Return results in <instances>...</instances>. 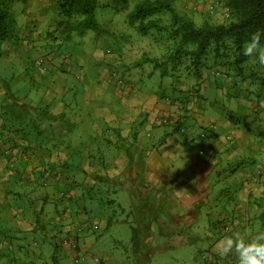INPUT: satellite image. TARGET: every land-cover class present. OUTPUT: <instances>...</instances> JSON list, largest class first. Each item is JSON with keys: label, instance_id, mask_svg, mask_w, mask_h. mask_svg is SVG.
<instances>
[{"label": "crops", "instance_id": "1", "mask_svg": "<svg viewBox=\"0 0 264 264\" xmlns=\"http://www.w3.org/2000/svg\"><path fill=\"white\" fill-rule=\"evenodd\" d=\"M50 4L33 0L24 11L45 15ZM222 4L175 0L195 23L220 20ZM25 35L42 38L35 27ZM80 38L74 55L59 54V45L37 47L45 65L32 82L44 88L46 107L37 143L13 131L16 123L3 138L0 121V264H92L102 235L88 216L94 210L106 227L128 225L133 264L182 243L192 252L186 264H236L213 246L232 231L264 229V99L235 93L229 87L237 78L210 69L199 77L188 70L161 75L133 63L126 69L135 76L123 75L122 56L99 47L106 40L91 51L89 35ZM20 43L12 56L27 49ZM153 77L156 88L144 81ZM121 189L127 194L119 198ZM66 234H78L85 263L59 244ZM116 250L102 253V264H125L131 255L116 257Z\"/></svg>", "mask_w": 264, "mask_h": 264}, {"label": "rangeland", "instance_id": "2", "mask_svg": "<svg viewBox=\"0 0 264 264\" xmlns=\"http://www.w3.org/2000/svg\"><path fill=\"white\" fill-rule=\"evenodd\" d=\"M49 1H51L53 5L50 4L47 6L46 11H43L45 15L41 16L40 14L34 15V13H31L30 9V13L24 11L25 9L27 10L28 6L30 8L33 0H11L8 3V8L13 14L15 23L12 28V38L6 40L0 49V121H2V124L4 123V126H1L4 133V135H2L3 138L11 136V134L8 133L14 134L15 132L13 131L19 130L20 133L18 135L25 133L30 134L27 139H32L37 143L38 136L42 135L37 134L36 132L38 131L41 133L44 124L46 123V119L41 116V110L44 111V108H46L41 95L44 88L35 87L33 85L32 74L35 69L39 72L40 68L45 65V62L43 61L44 55L42 52H36L39 49L37 47L43 46L48 48L49 46H54V48H57L59 45V54L64 55L67 53V55H74L79 47L81 48L80 36L86 33L90 38V41L88 42L92 47L90 50H94L99 38L106 40L99 45L100 49H104L105 51L109 49L122 56L125 61L123 63L124 65L119 66V71L120 73L125 72L123 75L129 76H135L136 72H132L131 75L130 73H127L126 68H128V65L138 61L143 64L142 67L144 70L151 67L156 72V68L154 69L150 62L143 63L142 59L144 60V57L162 58L164 46H162L161 43L157 44L156 31L150 30L147 34H141L134 28V26L128 25L127 14L133 9L134 4L139 0H128L123 8H118L114 5L103 6L102 4L105 3L106 0H98V6L94 12L96 27L86 29L82 34L80 33L77 17H64L58 14L55 0ZM173 5L175 6V0L173 1ZM202 22H197L196 24H201ZM33 27H35L36 31L41 34L42 38L39 39V42H37L38 38H30V36L27 37L25 35V32ZM21 40L23 41V45L28 46L27 49H25L23 54L19 57L12 56L11 48L19 47L22 44L20 43ZM30 52L35 54H28ZM106 52L110 53V51ZM89 58L90 54L88 59ZM205 60L206 67H202L201 72L210 69L212 72H215L217 76L219 73L224 74L221 69L211 67L212 63L210 55H208ZM27 62L29 64L25 65ZM187 62V58L182 61L183 64ZM248 62L252 63V58H249ZM247 66H249L248 63L244 64L245 68H248ZM160 69L161 67L157 69L159 73ZM253 69L258 73L262 71L261 69L254 67ZM118 79L124 80V78H121L120 76L116 81ZM151 80L154 83L147 80L144 81L156 88V77H153ZM246 80L247 84L245 81H241L238 78V82L233 87H229V89L235 91V93H240V95H246V92L249 91L251 96H248V99L253 98L252 95L257 99H264V95H261V90H263L264 85L250 84V79L247 78ZM257 87L260 90L259 92L256 91ZM256 92H258V95L255 94ZM35 105H38V107H34ZM262 108L264 109L263 105ZM14 123H16V125L12 127V132L5 129H10L8 126L13 125ZM104 188L105 187L98 192V195L101 198H104L105 196ZM124 194H127V192L123 189L116 192V195H118L119 198ZM226 194L227 192L224 191V197ZM126 196L128 197V195ZM122 200L126 199L123 198ZM86 202H88V200H86ZM88 205L91 207L90 209L96 208L94 202H89ZM101 215L102 212L98 210L88 213V216L91 219H96L99 222L97 226L99 225V230L102 231V235L94 241L95 246L100 243V245H98L100 252L96 250V253L93 255L102 260V253L110 251L115 246L118 249L116 250L118 252L116 257L125 255L127 251L131 256L129 255L130 257L128 259H126L127 256L124 257V259L127 260L125 264H133L135 261V258L133 257L135 254L133 253L135 252L131 253V250L129 251V247L131 248V246L130 229L128 225L118 222L106 227V225H104V220L101 221ZM88 228L91 229L92 227ZM87 232V234H89L91 230H88ZM191 253L188 245L182 243L174 248L156 253L155 256L150 258L148 264H186L185 262L188 263L191 261V258L189 259L190 255H192Z\"/></svg>", "mask_w": 264, "mask_h": 264}, {"label": "trees", "instance_id": "3", "mask_svg": "<svg viewBox=\"0 0 264 264\" xmlns=\"http://www.w3.org/2000/svg\"><path fill=\"white\" fill-rule=\"evenodd\" d=\"M10 1L0 0V49L1 44L10 40L13 34L15 20L8 8ZM173 1L139 0L127 14L129 26H134L141 34L156 31L157 44L164 46L162 58L144 57L143 63L150 62L154 69L161 67V75L188 70L199 77L201 68L206 67L205 58L210 55L211 67L221 69L224 75L236 76L241 81L249 78L250 84L264 85V66L249 63V57L242 54V46L251 33L257 30L264 33V0H222L224 4L221 5V19L213 20L208 17L201 24H196L186 13L175 8ZM127 2L128 0H106L102 5L123 8ZM55 4L58 14L77 17L81 34L86 29L96 27L94 12L98 0H55ZM218 4H212L210 8L215 9ZM225 8L227 12H224ZM106 51L111 52L109 49ZM185 58L188 62L183 64ZM247 63L249 66L245 68L244 64ZM140 64L142 63L134 62L135 66ZM253 67L262 71L258 73ZM256 91H260L258 87ZM261 91V95H264V88ZM258 92L255 94L258 95ZM261 216L264 221V207ZM74 236L78 239V234ZM134 237L132 240L136 241ZM67 249L73 253L72 249ZM72 259L75 262L74 253ZM91 263L93 264L92 260Z\"/></svg>", "mask_w": 264, "mask_h": 264}, {"label": "clouds", "instance_id": "4", "mask_svg": "<svg viewBox=\"0 0 264 264\" xmlns=\"http://www.w3.org/2000/svg\"><path fill=\"white\" fill-rule=\"evenodd\" d=\"M264 33L260 30L250 34L242 46V54L252 58L254 64L264 66ZM213 251L218 257L235 256L236 264H264V229L232 231L216 239Z\"/></svg>", "mask_w": 264, "mask_h": 264}, {"label": "built area", "instance_id": "5", "mask_svg": "<svg viewBox=\"0 0 264 264\" xmlns=\"http://www.w3.org/2000/svg\"><path fill=\"white\" fill-rule=\"evenodd\" d=\"M224 12H227V8H225ZM109 52V51H108ZM217 75V74H216ZM117 84H120L122 85L123 84V81L118 79L117 81ZM162 121L165 122L166 119L165 118H162ZM203 135V134H202ZM94 228H97L96 225L93 226ZM221 228L224 230V231H229L230 230V226L228 223H224ZM59 244L62 246V247H67V248H70L72 249L74 255H75V262L77 263H85L86 262V256L83 254L82 252V249L80 247V244H79V241L78 239H75V236L74 234H70V235H63L60 240H59ZM91 260L93 262V264H101V261L100 259H98L96 256H92L91 257Z\"/></svg>", "mask_w": 264, "mask_h": 264}]
</instances>
